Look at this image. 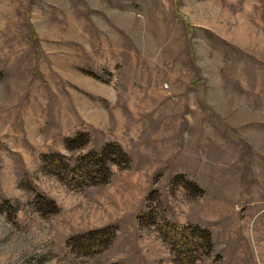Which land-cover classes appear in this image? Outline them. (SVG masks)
I'll use <instances>...</instances> for the list:
<instances>
[{
    "label": "rangeland",
    "instance_id": "rangeland-1",
    "mask_svg": "<svg viewBox=\"0 0 264 264\" xmlns=\"http://www.w3.org/2000/svg\"><path fill=\"white\" fill-rule=\"evenodd\" d=\"M0 264H264V0H0Z\"/></svg>",
    "mask_w": 264,
    "mask_h": 264
},
{
    "label": "trees",
    "instance_id": "trees-1",
    "mask_svg": "<svg viewBox=\"0 0 264 264\" xmlns=\"http://www.w3.org/2000/svg\"><path fill=\"white\" fill-rule=\"evenodd\" d=\"M59 156L61 157V155ZM116 156L124 157L123 164L125 166L128 164V156L122 147L116 143H110L99 151H92L80 156L77 163L71 167L70 173L74 177L83 176L92 185L105 183L111 175V166L118 165L119 161L114 159Z\"/></svg>",
    "mask_w": 264,
    "mask_h": 264
},
{
    "label": "crops",
    "instance_id": "crops-1",
    "mask_svg": "<svg viewBox=\"0 0 264 264\" xmlns=\"http://www.w3.org/2000/svg\"><path fill=\"white\" fill-rule=\"evenodd\" d=\"M216 52H218L219 54H221L222 52H224V49L219 48V49L216 50V49H213V48H209L207 50V54L208 55H211L212 53H214L216 55Z\"/></svg>",
    "mask_w": 264,
    "mask_h": 264
}]
</instances>
